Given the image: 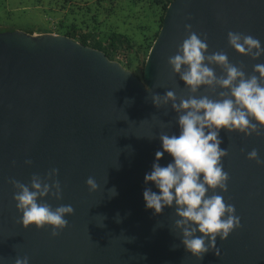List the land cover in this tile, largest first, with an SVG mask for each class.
Instances as JSON below:
<instances>
[{"label": "water", "instance_id": "95a60500", "mask_svg": "<svg viewBox=\"0 0 264 264\" xmlns=\"http://www.w3.org/2000/svg\"><path fill=\"white\" fill-rule=\"evenodd\" d=\"M186 23L207 34L209 52H226L247 73L264 63V56L252 61L227 44V33L239 31L264 47V0H172L141 78L63 35L0 33V264L24 256L29 264H264V166L245 158L255 148L264 160V135L245 139L220 130L230 180L227 193L217 194L235 205L241 227L224 241L217 237L219 257L210 251L197 260L185 252L179 233L170 231L174 208L158 216L145 208L144 189L158 193L144 176L162 151L159 133L179 135L170 105L157 109L149 95L172 89L179 95L184 87L167 60L186 38ZM171 162L165 153L159 164ZM51 168L59 169L63 198L48 203L75 210L55 238L50 228L22 229L7 183L10 177L27 183ZM90 176L96 192L85 186ZM112 188L117 195L110 198ZM173 244L180 246L173 250Z\"/></svg>", "mask_w": 264, "mask_h": 264}, {"label": "clouds", "instance_id": "9594fccd", "mask_svg": "<svg viewBox=\"0 0 264 264\" xmlns=\"http://www.w3.org/2000/svg\"><path fill=\"white\" fill-rule=\"evenodd\" d=\"M184 31L186 38L167 60L172 75L178 76L184 87L179 95L176 89L167 90L163 96L154 92L149 95L157 109L170 105L176 114L179 135L159 133L162 151L155 153L151 171L144 176V183L154 184L158 193L145 188L143 200L146 210H153V215L174 208L176 219L170 231L174 236L179 233L185 252L201 260L210 251L219 257L217 237L224 241L241 227L235 205L217 194L227 193L230 180L222 163L229 150L220 147L219 134L224 129L229 135L242 134L245 139L264 135V63H255L249 74L243 64L231 63L226 52H209L207 34L193 31L191 23L184 25ZM227 44L237 55L252 61L264 56L261 41L251 34L229 31ZM216 68L221 70L219 75ZM167 114L165 111L164 115ZM165 153L172 157V162L161 166L159 161ZM245 158L264 166L255 148ZM15 163L12 162L13 167ZM32 164L31 159L24 161L26 167ZM58 176L59 169L51 168L43 176L33 173L27 183L14 177L7 180L13 189L16 210L22 214L19 220L22 229L50 228V236L55 238L68 226L65 217L74 214L73 206L53 207L48 203L63 198ZM85 186L89 192H96L99 187L91 176ZM108 192L110 198L117 195L115 188ZM209 192L212 194L208 195ZM180 245L173 244L172 249ZM14 264H29V257H17Z\"/></svg>", "mask_w": 264, "mask_h": 264}, {"label": "trees", "instance_id": "16d2710c", "mask_svg": "<svg viewBox=\"0 0 264 264\" xmlns=\"http://www.w3.org/2000/svg\"><path fill=\"white\" fill-rule=\"evenodd\" d=\"M171 1L36 0V4L55 10L58 16L54 26L56 34L103 52L109 60L117 61L134 73L139 55L142 57V67L144 66ZM118 10L124 13L122 20L117 19L122 27L118 22H113ZM106 23L108 26L104 27ZM28 33L35 34L34 31ZM131 58L135 59V63Z\"/></svg>", "mask_w": 264, "mask_h": 264}, {"label": "rangeland", "instance_id": "374dc122", "mask_svg": "<svg viewBox=\"0 0 264 264\" xmlns=\"http://www.w3.org/2000/svg\"><path fill=\"white\" fill-rule=\"evenodd\" d=\"M116 15L113 17V22H118L119 26L122 27L121 22L117 19L122 20L124 13L118 10ZM57 19L58 16L55 10L48 9L45 5L37 6L36 0H0V33H13L15 31L28 33L34 31L38 34H56L54 26ZM107 23L104 27L108 26ZM105 32L108 33V31ZM118 59L122 60L121 57H118ZM131 59L135 63V59ZM141 62L142 57L139 55L138 64L133 73L136 76H141L143 69Z\"/></svg>", "mask_w": 264, "mask_h": 264}, {"label": "crops", "instance_id": "0c3cea01", "mask_svg": "<svg viewBox=\"0 0 264 264\" xmlns=\"http://www.w3.org/2000/svg\"><path fill=\"white\" fill-rule=\"evenodd\" d=\"M35 34H38V33L35 32Z\"/></svg>", "mask_w": 264, "mask_h": 264}]
</instances>
